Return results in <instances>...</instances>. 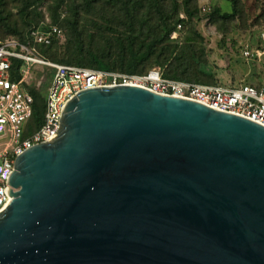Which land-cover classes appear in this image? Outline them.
I'll return each mask as SVG.
<instances>
[{"label": "water", "instance_id": "obj_1", "mask_svg": "<svg viewBox=\"0 0 264 264\" xmlns=\"http://www.w3.org/2000/svg\"><path fill=\"white\" fill-rule=\"evenodd\" d=\"M61 112L7 179L0 264H264V125L133 84Z\"/></svg>", "mask_w": 264, "mask_h": 264}, {"label": "rangeland", "instance_id": "obj_2", "mask_svg": "<svg viewBox=\"0 0 264 264\" xmlns=\"http://www.w3.org/2000/svg\"><path fill=\"white\" fill-rule=\"evenodd\" d=\"M134 1L128 3L137 7L134 12L137 22L131 26L130 15L121 0H96L91 4H84L85 0H0V36L23 39L33 30H44L57 24L64 30L63 36L52 45L39 44L37 48L46 55L43 50L50 46L55 56L66 58L65 52L80 49L68 23L72 13L78 12L79 39L84 54L97 51L117 66L116 71L140 74L124 71V62L119 61V56L129 54L132 46L125 47L126 52H122L121 42L126 44L132 39L139 44L157 36L162 30L159 29L161 14L165 13L170 16L167 23L174 26L171 39L180 49L197 53L200 68L206 73L202 75L204 79L233 86L261 84L264 77V0H236V3L231 0H193L190 7L196 14L192 18L183 12L184 0H155L161 8L153 7L147 19L144 17L147 6L154 0H145V5ZM174 1H177L176 10ZM224 13L233 15L224 18ZM177 18L181 22L177 23ZM140 19H146L142 28ZM14 29L17 31L13 32ZM144 63L138 68H158L164 72L169 65ZM46 72L39 71L32 81V90L42 94L43 103L49 84ZM39 80L41 84L37 83Z\"/></svg>", "mask_w": 264, "mask_h": 264}, {"label": "built area", "instance_id": "obj_3", "mask_svg": "<svg viewBox=\"0 0 264 264\" xmlns=\"http://www.w3.org/2000/svg\"><path fill=\"white\" fill-rule=\"evenodd\" d=\"M63 34L61 27L50 25L44 30H33L26 42L0 36V212L13 198L7 197L6 190L16 157L28 147L54 136L60 125L63 105L85 88L139 85L238 114L264 125V77L259 86L248 83L237 86L203 84L165 77L158 68H152L146 74H127L61 64L40 53L39 44H50ZM39 71L46 72L49 84L42 122L30 131L35 100L32 81ZM37 83L41 84V81Z\"/></svg>", "mask_w": 264, "mask_h": 264}, {"label": "trees", "instance_id": "obj_4", "mask_svg": "<svg viewBox=\"0 0 264 264\" xmlns=\"http://www.w3.org/2000/svg\"><path fill=\"white\" fill-rule=\"evenodd\" d=\"M96 0H85L84 4H91L94 3ZM130 0H121L123 3V6L125 7V11L129 13L130 15V24L131 26H134L137 22L135 20L134 12H136L137 7L136 5H128ZM150 1V0H149ZM193 0H184L183 1V7H184V13L186 17L192 18L196 13L191 9L190 4ZM233 3H236V0H231ZM110 2V0H108ZM145 0H135L133 3H142ZM148 9L146 11V14L144 17L147 19L150 17L149 12L153 7L156 9H160L156 1H150L149 5L147 6ZM174 9L177 8V1H174L173 5ZM91 8L87 9L90 10ZM161 11V10H160ZM159 11V12H160ZM236 11V10H235ZM57 12V11H56ZM161 13V12H160ZM72 17L68 19V23L70 25L71 30L76 35V41L75 44L78 48L77 51L73 52H65L66 58L64 57H57L54 53L50 50V46L44 49V55L46 58L50 59L51 61L61 63V64H69V65H76L81 67H87V68H93V69H99V70H111L116 71L117 66L112 64L110 61L106 60V55L99 53L97 51H89L84 54V50H81V41L79 39V13H72ZM233 13H224L222 16L224 18L231 17ZM147 16V17H146ZM170 18L169 15H165V13L161 14V25L160 28L162 30L159 32V34L155 37H153L150 40H144L142 42L136 43L134 40H129L128 43L125 44V42H121L122 52L125 51V47H131L129 54H124L119 56L117 60L120 62H124V71L135 73L139 72L140 74H146L150 69H146L141 67L138 68L140 64H143L145 61L148 65H152L154 63L157 64H166L169 63L167 66V70L165 69L164 72H162L163 76L168 78H173L177 80H184V81H192L197 83H203V84H214V82H210L207 79H204L202 75H205L204 71L201 70V62L198 60V55L193 50H184L180 49L179 45L176 41H173L171 39L172 32L174 31V26H171L167 23L168 19ZM146 19H140L139 26L140 28L143 27V21ZM177 23L181 22V19L177 18ZM183 22V21H182ZM176 23V22H175ZM174 23V24H175ZM57 25V24H53ZM61 27L60 25H57ZM62 28V27H61ZM13 32L17 31V29L12 30ZM2 37V36H1ZM4 38V37H3ZM29 39V36L23 39H20L23 42H26ZM58 39H53V41L50 43L51 45L54 42H57ZM138 44V47L135 48V45ZM49 45V44H48ZM52 47V46H51ZM41 53V52H40ZM42 54V53H41ZM34 95V112L29 122V130L32 131L36 128L37 124H40L43 119L44 114V103H43V96L42 94L37 90H32ZM28 130V131H29Z\"/></svg>", "mask_w": 264, "mask_h": 264}]
</instances>
